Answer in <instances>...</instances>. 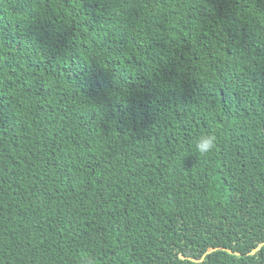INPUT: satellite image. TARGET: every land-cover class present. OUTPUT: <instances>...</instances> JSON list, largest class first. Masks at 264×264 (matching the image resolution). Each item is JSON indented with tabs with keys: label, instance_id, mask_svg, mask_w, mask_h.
I'll use <instances>...</instances> for the list:
<instances>
[{
	"label": "trees",
	"instance_id": "trees-1",
	"mask_svg": "<svg viewBox=\"0 0 264 264\" xmlns=\"http://www.w3.org/2000/svg\"><path fill=\"white\" fill-rule=\"evenodd\" d=\"M84 258L264 264V0H0V264Z\"/></svg>",
	"mask_w": 264,
	"mask_h": 264
},
{
	"label": "clouds",
	"instance_id": "clouds-1",
	"mask_svg": "<svg viewBox=\"0 0 264 264\" xmlns=\"http://www.w3.org/2000/svg\"><path fill=\"white\" fill-rule=\"evenodd\" d=\"M219 143V136L213 131H203L194 137L192 149L200 158H206L215 153ZM82 264H92L90 258H84Z\"/></svg>",
	"mask_w": 264,
	"mask_h": 264
}]
</instances>
